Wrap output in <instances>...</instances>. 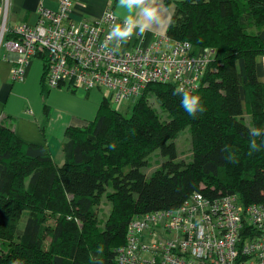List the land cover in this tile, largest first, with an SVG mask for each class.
<instances>
[{"label": "trees", "instance_id": "16d2710c", "mask_svg": "<svg viewBox=\"0 0 264 264\" xmlns=\"http://www.w3.org/2000/svg\"><path fill=\"white\" fill-rule=\"evenodd\" d=\"M167 1L175 5L170 36L217 50L204 84L184 90L200 97L195 116L170 82L149 83L130 115L103 98L94 121L66 129L62 164L0 120V264H120L135 214L177 208L195 191L264 203V0ZM49 87L43 73V96ZM187 127L192 159L178 160L175 139ZM156 151L167 159L147 176Z\"/></svg>", "mask_w": 264, "mask_h": 264}, {"label": "built area", "instance_id": "2783aa9c", "mask_svg": "<svg viewBox=\"0 0 264 264\" xmlns=\"http://www.w3.org/2000/svg\"><path fill=\"white\" fill-rule=\"evenodd\" d=\"M57 1L56 8L39 6L37 23L15 26L8 23L9 0L0 2V47L4 43L16 54L14 80H25L33 59L46 53L44 75L50 87L106 86L112 89V105H117L123 98L140 96L153 82L195 91L216 58L215 48H200L167 32L148 44L146 33L120 44L119 38L108 39L111 28L124 22L111 7L88 21L72 16L73 0ZM118 261L264 264V203L246 204L232 193L211 197L195 191L177 208L135 214Z\"/></svg>", "mask_w": 264, "mask_h": 264}, {"label": "crops", "instance_id": "0c3cea01", "mask_svg": "<svg viewBox=\"0 0 264 264\" xmlns=\"http://www.w3.org/2000/svg\"><path fill=\"white\" fill-rule=\"evenodd\" d=\"M40 5L56 8L58 1L9 0V8L15 15H20L19 20L9 25L37 23ZM154 6L158 8L159 20L145 31V44L158 34L167 32L175 10V5L167 0H155ZM109 7L122 19L131 15L134 20H142L138 9L130 11L127 5L119 7V0H73L71 11L75 18L95 21ZM15 58L16 54L3 43L0 47V120L11 126L23 141L45 144L53 159L62 164L65 160L62 144L66 129L69 126H86L94 121L103 98L109 96H101L95 89L82 87H49L45 97L42 93L43 63L33 59L25 80L16 81L12 77ZM77 89L80 92H76Z\"/></svg>", "mask_w": 264, "mask_h": 264}, {"label": "clouds", "instance_id": "9594fccd", "mask_svg": "<svg viewBox=\"0 0 264 264\" xmlns=\"http://www.w3.org/2000/svg\"><path fill=\"white\" fill-rule=\"evenodd\" d=\"M127 5V8L131 11L133 9H138L142 20H134L131 15L124 17L123 26L117 24L111 28V31L108 33V39L119 38L120 44H126L133 35L143 36L145 31L154 23L158 22V8L155 5V0H119V7ZM119 44V45H120ZM118 45V46H119ZM118 51L119 47L113 49ZM183 92V108L191 116H195L197 112V101L200 99L199 96H191L188 92L184 91L182 87H178L174 94ZM200 112H203L204 109L201 107ZM253 136L259 135V130H254L252 132ZM252 147L255 148L256 142L253 140ZM252 152L249 151V155ZM232 162H236L232 157H229ZM11 264H21L19 260H14Z\"/></svg>", "mask_w": 264, "mask_h": 264}, {"label": "rangeland", "instance_id": "374dc122", "mask_svg": "<svg viewBox=\"0 0 264 264\" xmlns=\"http://www.w3.org/2000/svg\"><path fill=\"white\" fill-rule=\"evenodd\" d=\"M19 17H20V15H18V16L15 15L13 13L12 9L9 8V11H8V23L9 24L15 20H19ZM34 59L38 62L43 63V65H44L43 58L36 57ZM77 90L78 91H76V92H80L79 91L80 89H77ZM95 90L101 96H103V95L112 96V89L109 87L102 86L101 89L95 88ZM138 97L139 96L135 97V99H132V97H130L129 99L123 98L120 100V102L117 105L113 103V106L114 107L117 106L118 110L120 112H123L126 115H130L131 111H132V106ZM149 101L153 104V106H155L158 109L159 112H161V114L164 117H166L167 111L162 108L160 100L155 94L149 95ZM112 102H114L113 99H112ZM175 141H176V147H177V151H178V160H187V161L191 160L192 159V135H191L189 127L182 130L180 132V134L178 135L177 139H175ZM159 153H160L159 151H156L153 154H151L150 165L143 167V171L147 174V176L151 175V173L159 165H161L164 160L167 159L166 156H163ZM110 209H111V202L108 199V197L106 195H104L102 200H101L100 205L98 206L99 218L102 220L101 225L103 227L105 225V220H106V217H107ZM26 217H27V211L24 213L22 221L20 222L21 227H24ZM50 220H52V219L50 218Z\"/></svg>", "mask_w": 264, "mask_h": 264}]
</instances>
